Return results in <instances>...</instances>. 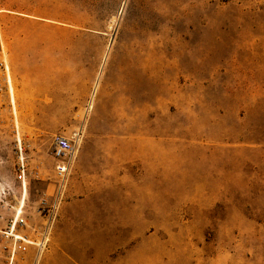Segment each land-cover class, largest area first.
<instances>
[{
    "label": "rangeland",
    "instance_id": "obj_1",
    "mask_svg": "<svg viewBox=\"0 0 264 264\" xmlns=\"http://www.w3.org/2000/svg\"><path fill=\"white\" fill-rule=\"evenodd\" d=\"M0 59L12 264H264V0H0Z\"/></svg>",
    "mask_w": 264,
    "mask_h": 264
},
{
    "label": "built area",
    "instance_id": "obj_2",
    "mask_svg": "<svg viewBox=\"0 0 264 264\" xmlns=\"http://www.w3.org/2000/svg\"><path fill=\"white\" fill-rule=\"evenodd\" d=\"M0 72L2 73L4 80L6 82V89L10 96L9 92V67L5 63L4 59H0ZM2 89L0 88V92ZM15 150L17 154L18 161L16 163V181L20 185L21 189L25 191L26 183H27V168L24 163L23 157H22V151L20 146V141L17 139V143L15 145ZM75 155V146L72 141H70L68 138L56 135L53 140V148H52V157L55 159L56 164L54 166V170L56 172V176L59 178V180L62 182L66 179L68 174V169L70 168L71 162L74 159ZM54 202H57V199H55ZM40 204L42 207L47 206V201L45 199H41ZM17 223V219H14L11 223L8 232L5 234H1L0 236V259L2 258V252L3 250L8 251L7 261H9V264H12V261L14 259V256L17 253L25 252L27 249L28 244H33L37 251H41L46 243V237L43 236L41 240L38 242H32L29 241L26 237H23L17 233H15V225ZM45 234V233H44ZM43 234V235H44ZM2 236H4L9 241L8 247H3L1 245ZM1 262V261H0ZM2 264V263H0Z\"/></svg>",
    "mask_w": 264,
    "mask_h": 264
},
{
    "label": "bare ground",
    "instance_id": "obj_3",
    "mask_svg": "<svg viewBox=\"0 0 264 264\" xmlns=\"http://www.w3.org/2000/svg\"><path fill=\"white\" fill-rule=\"evenodd\" d=\"M9 92H10V96H11V88H12V82H11V78H10V76H9ZM96 91H97V85L96 86H94V88H93V91H92V98L94 97V95L96 94ZM120 121V120H119ZM118 121V122H119ZM122 121V120H121Z\"/></svg>",
    "mask_w": 264,
    "mask_h": 264
}]
</instances>
